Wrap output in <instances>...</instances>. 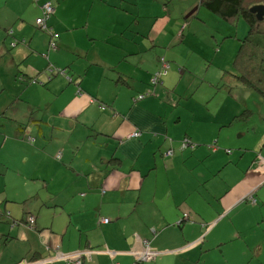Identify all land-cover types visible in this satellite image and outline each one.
I'll list each match as a JSON object with an SVG mask.
<instances>
[{
	"label": "crops",
	"instance_id": "obj_1",
	"mask_svg": "<svg viewBox=\"0 0 264 264\" xmlns=\"http://www.w3.org/2000/svg\"><path fill=\"white\" fill-rule=\"evenodd\" d=\"M45 1L56 50L35 29ZM153 1L0 0V114L24 105L0 128V264H65L77 253L82 264H264V133L247 145L223 138L236 110L217 107L238 84L261 96L229 62L234 26L158 27ZM161 57L170 68L153 86ZM49 64L72 82L49 77ZM144 241L156 256L139 262Z\"/></svg>",
	"mask_w": 264,
	"mask_h": 264
},
{
	"label": "rangeland",
	"instance_id": "obj_2",
	"mask_svg": "<svg viewBox=\"0 0 264 264\" xmlns=\"http://www.w3.org/2000/svg\"><path fill=\"white\" fill-rule=\"evenodd\" d=\"M155 1H156L155 8L158 19V24H157L158 27H183L185 18L188 20L187 23L189 22L192 23L191 24L192 27H220L219 25H221L223 21L218 16L209 13L207 10L201 7L200 0H155ZM134 2L140 6V9H147L149 7L151 8L154 7L153 0H134ZM260 5H264V4L261 3ZM135 15H139V12H135ZM141 15H143V11H141ZM233 26L235 29L234 30L235 34L233 33L234 35L226 39V41L228 42L230 41L231 43L232 42L236 43L234 49L235 52L234 57H235L239 48V41L248 32V25L243 18H240L235 22H233ZM204 31L206 33L210 32L208 28L204 29ZM204 36H209V35L204 34ZM218 46L219 45L214 47L215 50L218 49ZM234 57H232L231 60H229V62H233ZM225 59H227L228 61V58H225L224 53L221 52V56L220 58H217V62L218 61L220 62L221 64L220 66H222L221 67L222 69L226 68L223 66ZM227 70H229L227 71L228 80L230 81V83H234L233 78L230 77V75L233 74V72L230 71L231 69L227 68ZM206 84L209 83L207 82ZM222 84H223L222 82L220 83L217 82V83H213V86H215V89H222L221 91L223 94L225 90V86ZM241 86H242L241 84H238V86H234L232 88L234 96L233 95L230 96L229 101L225 102V100L223 101V99L226 98L224 97L220 98L217 107L221 108V115L222 116L225 115V117L227 113V111H224L225 109L227 108L229 109V115H231L230 111L232 112L233 109L236 110L235 113H232L230 119L226 122V127L222 128V137L226 138L227 140L233 139V141L236 144L243 143L247 145L250 142L251 138H254L255 132H257L256 134L259 135V137L264 133V101H262L260 99L261 96L257 94H253L252 99H249L248 96L245 95L246 93L245 91L247 88H242ZM4 95H6V93ZM4 95L1 96L2 97L1 100L5 102ZM247 100L249 101L248 102L249 107H244L243 104ZM258 104L261 109H259ZM17 107L19 108V112L21 113L24 105H22L21 103H18L14 106L12 105L6 110L5 115L0 114L1 129L6 131L10 130V126L12 125L11 120L13 119V116H16L14 112ZM238 128L242 129L243 131L242 133L245 134L244 136L242 135L241 131H238ZM248 133L249 136L246 135ZM235 147L234 145H228V142H220L219 144V148H221L220 150L222 152L227 150L234 154L238 150V148ZM231 155L232 154L228 156ZM21 163L24 164V161L23 160L17 161V164L20 165ZM12 171H14V169ZM0 180H3V178L0 177ZM249 219H250V215L248 212L245 214H240L239 221H241V223H246L249 221ZM6 247H9V245Z\"/></svg>",
	"mask_w": 264,
	"mask_h": 264
},
{
	"label": "trees",
	"instance_id": "obj_3",
	"mask_svg": "<svg viewBox=\"0 0 264 264\" xmlns=\"http://www.w3.org/2000/svg\"><path fill=\"white\" fill-rule=\"evenodd\" d=\"M46 3L51 4L53 12L45 20L46 28L42 29L41 26L36 23V20L44 16L43 6ZM261 3L264 4V0H201V6H203L209 13L218 16L225 22L233 25V22L243 18L247 23L248 32L239 41V48L234 58V65L237 70V78L243 84L251 87L258 94L264 97V15L261 18H258L256 13L251 11L252 7L260 5ZM40 9L41 15L35 19V29L48 36V49L56 50L59 34L53 31L52 28L47 25V21L54 13V6L51 1H45L41 5ZM12 33V29H9L6 32L7 36L11 35ZM18 45H26L25 40H14L10 43L11 48H15ZM42 55L46 58L45 54ZM160 59L168 62L163 57ZM168 63L170 64V62ZM46 72L49 74V77L52 75H61L64 76L69 82H72L73 80L72 77L67 75L65 68H56L52 64H49L46 67ZM37 82L38 81L36 79L30 80V83L32 84H36ZM158 84H162L161 79L159 82L152 85L155 86ZM148 95L149 94L146 96ZM135 100L141 99H138L137 96ZM27 141L31 143L34 141V138L30 136L28 137ZM5 216L10 217V214L6 212Z\"/></svg>",
	"mask_w": 264,
	"mask_h": 264
},
{
	"label": "built area",
	"instance_id": "obj_4",
	"mask_svg": "<svg viewBox=\"0 0 264 264\" xmlns=\"http://www.w3.org/2000/svg\"><path fill=\"white\" fill-rule=\"evenodd\" d=\"M44 9V16L42 18H39L36 20V23L41 26L42 29L46 28V22L45 20L49 17V15L53 12V9L51 7L50 3H46L43 6ZM160 63H161V69L160 71L156 72L155 74H153L152 78H151V82L152 84H156L157 82L160 81L161 77L164 76L167 73V69L170 67V64L166 61H164L163 59H160ZM149 94V93H148ZM147 95V94H146ZM146 95H139L138 99H143ZM140 133L139 132H134L132 134V136L137 137L139 136ZM187 147H192V144L190 143L189 140H184L183 143L181 144V149H186ZM230 151H227V153H229ZM172 153L171 150H169L167 152L168 155H170ZM262 160V159H260ZM184 218H187V214H184ZM102 223H107L108 219L103 218L101 219ZM35 223V219L33 217H30L28 219V225L30 227L34 226ZM156 256V252H154L149 245L148 241H144L143 242V248L140 251H137L134 253V257L136 261L139 262H145V261H151L155 258ZM81 257H82V253H77L74 255H65L64 261L65 264H81Z\"/></svg>",
	"mask_w": 264,
	"mask_h": 264
},
{
	"label": "water",
	"instance_id": "obj_5",
	"mask_svg": "<svg viewBox=\"0 0 264 264\" xmlns=\"http://www.w3.org/2000/svg\"><path fill=\"white\" fill-rule=\"evenodd\" d=\"M251 11L255 12L258 18L264 15V5H256L251 8Z\"/></svg>",
	"mask_w": 264,
	"mask_h": 264
}]
</instances>
